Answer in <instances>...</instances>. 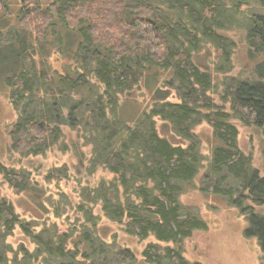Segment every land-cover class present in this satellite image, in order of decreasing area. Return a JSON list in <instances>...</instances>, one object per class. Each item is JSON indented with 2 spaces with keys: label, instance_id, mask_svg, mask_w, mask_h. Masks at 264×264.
<instances>
[{
  "label": "trees",
  "instance_id": "obj_1",
  "mask_svg": "<svg viewBox=\"0 0 264 264\" xmlns=\"http://www.w3.org/2000/svg\"><path fill=\"white\" fill-rule=\"evenodd\" d=\"M20 1L17 22L0 24V70L5 71L4 82L17 113L9 150L24 157L45 153L64 139L63 126H68L91 147L89 173L103 169L112 178L81 192L77 208L93 227L74 239V246L69 245V232L35 231L0 194V264H137L132 249L105 241L95 230L100 217L92 208L99 203L104 215L124 224L128 234L172 242L162 248L149 242L143 250L146 263L202 264L185 256L184 242L194 231L208 229V224L179 196L206 159L194 132L203 121L212 126L220 144L212 149L205 173L208 183L201 189L212 187L248 214L249 233L258 236L264 249V215L245 205L248 198L264 205V175L239 147V130L231 121L238 118L264 133V59L255 66L257 76L233 77L226 84L221 96L230 106L227 111L209 94L212 74L193 57L202 41L210 42L222 50L221 70L231 67L235 41L222 30L235 18L227 1L49 0L45 8L42 0ZM0 3L7 7L3 0ZM250 19L249 53L264 55V15ZM59 30L77 38L76 50L58 44L63 42ZM47 44L70 59L62 69L49 71ZM160 79L164 87L155 89L152 107L135 125L123 122L117 116L120 97L142 81L149 87ZM167 87L175 88L178 100L168 99ZM157 118L189 143L176 144L162 135ZM72 147L80 151L78 144ZM0 174L16 192L36 188L24 171L2 162ZM228 178L240 185L224 184ZM17 225L36 243L33 250L23 243L15 249L7 241Z\"/></svg>",
  "mask_w": 264,
  "mask_h": 264
},
{
  "label": "rangeland",
  "instance_id": "obj_2",
  "mask_svg": "<svg viewBox=\"0 0 264 264\" xmlns=\"http://www.w3.org/2000/svg\"><path fill=\"white\" fill-rule=\"evenodd\" d=\"M3 1L7 7L0 3V24L16 23L17 16L21 13V1ZM48 1H40L41 7L45 8ZM226 1L229 11L235 18L228 28L222 30V33L235 41L231 52V67L228 70H221L220 66L224 61L222 50L210 42L202 41L199 50L193 53V57L203 69L212 74L213 87L209 91L212 100L224 105L225 109L230 111L229 104L224 103L221 96L226 84L233 77L246 79L257 76L255 66L264 59L261 53L250 55L251 47L246 38L247 26L252 20L250 18L264 15V0H240L238 7L236 5L238 0ZM59 33L60 40L62 39L63 42L60 41L58 44L68 47L67 50L70 52L76 50L77 38L72 34H64L61 30ZM47 47L50 48L48 44ZM46 57L49 71L56 67L62 69V65L70 60L63 55L59 56L54 47L50 48ZM4 76L5 71L0 70V162L16 170L24 171L29 184H35L36 188L28 187L16 192L0 174V194L12 201L19 216L30 221L35 231L39 232L49 228L57 229L60 233L69 232L71 234L69 245L74 246L73 240H79L85 229L89 230L93 227L85 213L77 208L83 199L81 192L86 187L94 188L102 179L112 178V174L103 169L89 173L86 167L91 147L84 144V139L79 140L76 130L68 126H63L64 139L45 153L24 157L19 153L11 152L9 150L10 130L17 118V113L10 102L9 88L4 82ZM162 79L153 81L149 87L142 81L130 93L121 96L117 116L126 124L135 125L144 112L152 107L155 89L158 86L164 87ZM167 91L168 99L178 100L175 88L167 87ZM231 121L239 130V147L252 157V165L263 176L264 133L262 129L256 125H246L238 118H233ZM157 128L162 135L176 144L187 145L189 143L188 139L175 133L169 123L159 118H157ZM194 132L200 138V149L206 159L193 182L187 185L179 199L207 222L208 229L196 230L190 238L185 240V256L190 261H198L202 264H263L264 249L259 243L258 236L249 233L251 220L248 214L243 213L238 206L229 203L222 194L214 193L212 187H209L207 191L201 189L208 183L205 173L209 167V160L212 158V149L220 142L215 137L212 126L206 121L197 124ZM64 142L71 144V147L63 149ZM74 144L80 147L79 152L72 147ZM60 168L67 170L62 171L65 175L61 174ZM52 172L54 175L51 174ZM224 184L234 185V187L240 185L232 178H228ZM245 205L253 208L255 213L264 215V205L257 204L250 198L245 201ZM92 211L100 217L95 228L98 234L107 242H116L117 245L132 249L137 257V264H148L144 260L143 250L149 242L159 243L161 248L172 244V242H159L154 235L141 239L137 235L128 234L124 230V224L113 222L104 215L100 203L94 205ZM7 241L15 249H18L22 243L30 250L36 247L32 238L26 235L18 225ZM12 255L13 253H9L10 257Z\"/></svg>",
  "mask_w": 264,
  "mask_h": 264
}]
</instances>
